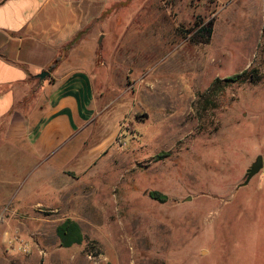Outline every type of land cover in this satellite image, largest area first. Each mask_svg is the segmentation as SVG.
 <instances>
[{
	"label": "rangeland",
	"instance_id": "obj_1",
	"mask_svg": "<svg viewBox=\"0 0 264 264\" xmlns=\"http://www.w3.org/2000/svg\"><path fill=\"white\" fill-rule=\"evenodd\" d=\"M105 7L92 44L100 113L59 165H77L85 138H114L81 177L64 179V202L2 232L0 255L12 257L0 264H264V167L242 186L264 157V0ZM199 21L211 23L208 43L181 31ZM245 70L263 78L208 93ZM40 186L37 197L56 202L47 177ZM66 223L79 230L62 235Z\"/></svg>",
	"mask_w": 264,
	"mask_h": 264
},
{
	"label": "crops",
	"instance_id": "obj_2",
	"mask_svg": "<svg viewBox=\"0 0 264 264\" xmlns=\"http://www.w3.org/2000/svg\"><path fill=\"white\" fill-rule=\"evenodd\" d=\"M106 2L0 0V218L8 212L0 235L15 227L27 230L26 215L64 202V179L81 177L114 138L98 146L85 138L77 165H59L100 113L92 44ZM43 71L49 76L40 80ZM46 177L54 185L52 204L36 195ZM11 257L6 250L0 255Z\"/></svg>",
	"mask_w": 264,
	"mask_h": 264
},
{
	"label": "trees",
	"instance_id": "obj_3",
	"mask_svg": "<svg viewBox=\"0 0 264 264\" xmlns=\"http://www.w3.org/2000/svg\"><path fill=\"white\" fill-rule=\"evenodd\" d=\"M164 1L169 6L174 5L176 3V0H164ZM210 24L211 23L206 24L203 21H199V22H195V24L191 28L186 29V30H181V31L186 37L193 38L195 36H200L202 40H204L205 43H208L210 41V38L213 32ZM262 78L263 77L259 74L257 70H251V71L245 70L239 74H236L234 76H231L225 79H219V78L216 79L212 87L208 90V93L215 94V98H216V96L218 95V92L230 84L245 83V82L258 84ZM150 196L154 199H157L163 202L167 200V197L165 195H162L156 191L151 192ZM70 228L79 230L77 225H71L70 223H66L59 229V233H61L62 235H66L69 232L68 230Z\"/></svg>",
	"mask_w": 264,
	"mask_h": 264
},
{
	"label": "water",
	"instance_id": "obj_4",
	"mask_svg": "<svg viewBox=\"0 0 264 264\" xmlns=\"http://www.w3.org/2000/svg\"><path fill=\"white\" fill-rule=\"evenodd\" d=\"M49 76V72L48 71H43L42 73H40L38 75V78L40 80H44L46 77ZM264 167V157L262 155H259L257 158H256V161L252 164V166L247 170V173H246V180L245 182L243 183L242 186H246L250 183V181L256 176L258 175L261 170L263 169Z\"/></svg>",
	"mask_w": 264,
	"mask_h": 264
},
{
	"label": "built area",
	"instance_id": "obj_5",
	"mask_svg": "<svg viewBox=\"0 0 264 264\" xmlns=\"http://www.w3.org/2000/svg\"><path fill=\"white\" fill-rule=\"evenodd\" d=\"M14 242L18 243L20 245V247H23V244L19 243V239L18 237H14L12 240L9 241L10 244H14ZM24 251L28 252V248L24 247Z\"/></svg>",
	"mask_w": 264,
	"mask_h": 264
}]
</instances>
